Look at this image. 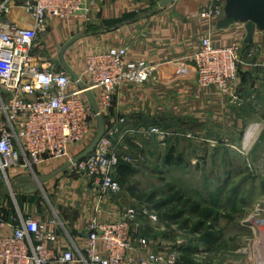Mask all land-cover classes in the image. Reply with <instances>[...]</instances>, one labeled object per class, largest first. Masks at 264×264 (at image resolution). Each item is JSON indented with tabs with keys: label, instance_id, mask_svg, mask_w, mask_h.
<instances>
[{
	"label": "crops",
	"instance_id": "crops-1",
	"mask_svg": "<svg viewBox=\"0 0 264 264\" xmlns=\"http://www.w3.org/2000/svg\"><path fill=\"white\" fill-rule=\"evenodd\" d=\"M160 1L97 0L89 21L52 19L46 24L56 37H80L69 49L83 55L84 65L72 67L65 56L67 64L78 75L85 72L89 55L118 46L128 49L129 60L146 61L154 67L155 79L124 86L114 107L104 114L116 151L137 160L131 163L135 175L143 165L156 170L152 164L158 171L162 167L168 171L190 167L207 175V169L211 168L210 173L216 174L213 166L218 160L222 164L232 155L263 154L257 145L264 139V69L260 66L264 62V39L258 35L264 34V26H255L251 45L242 52L243 68L234 91L235 101L213 88L201 87L191 66L193 55L208 30L206 21L200 17L208 0H173L166 8L160 6ZM230 15H226L228 21L222 18L213 22L215 41L218 45L238 42L242 51L248 37L247 24ZM10 17L21 26L35 24L23 9H14ZM249 60L259 67L253 69L252 64H245ZM96 127L98 130V123ZM151 127H166L172 136L161 140L156 135L139 133ZM85 148L86 143L73 146L72 156ZM197 161H201L199 166ZM64 163L48 160L33 171L38 177L48 176ZM117 170L114 178L125 188L124 202L122 196L118 197L120 192L102 196L94 178L66 170L39 188L41 192L46 191L45 196L50 200L45 208L41 198L33 200L38 190L27 193L19 186L21 177L34 179L32 170L13 168L9 172L11 188L0 183V213L10 214L14 202L25 214L44 220L59 217L62 230L58 248L78 253L87 246L93 217L111 223L122 212L136 208L128 206L135 197L127 188L132 180L121 183ZM137 192L136 187L134 193ZM143 208L148 212L147 207ZM150 213L158 216L155 210ZM137 227H132L133 233Z\"/></svg>",
	"mask_w": 264,
	"mask_h": 264
},
{
	"label": "built area",
	"instance_id": "built-area-1",
	"mask_svg": "<svg viewBox=\"0 0 264 264\" xmlns=\"http://www.w3.org/2000/svg\"><path fill=\"white\" fill-rule=\"evenodd\" d=\"M224 2L208 0L200 12L208 30L191 66L201 87L213 88L236 101L242 45H218L213 28ZM96 5L97 0H0V183L9 188L11 169H32L48 160L71 162L72 147L94 139L98 115L88 92L105 114L114 107L124 86L156 78L153 66L129 60L128 49L122 46L89 55L85 72L76 73L77 77L63 67L38 64L33 57L34 47L47 22L89 21ZM17 8L28 13L35 24L21 26L12 20L10 15ZM139 133L156 135L161 140L170 135L160 127ZM133 161L116 151L107 131L94 153L68 170L94 178L100 195L114 196L122 189L114 178L117 167ZM147 213L130 208L111 223L93 217L87 246L78 253L58 248L62 230L59 217L44 220L20 209L7 216L0 213V264H185L179 248L154 251L147 236L139 230L132 232L138 218ZM193 262L186 264L197 263Z\"/></svg>",
	"mask_w": 264,
	"mask_h": 264
},
{
	"label": "rangeland",
	"instance_id": "rangeland-1",
	"mask_svg": "<svg viewBox=\"0 0 264 264\" xmlns=\"http://www.w3.org/2000/svg\"><path fill=\"white\" fill-rule=\"evenodd\" d=\"M49 27L47 26L39 36L33 57L41 66L59 69L62 67L60 52L71 39H62L52 35ZM258 35L259 38L264 39V34L259 33ZM65 56L72 67L77 68L84 65L83 55L81 56L78 52L73 53L72 49H69ZM245 64H252L253 69L257 66L251 60L246 61ZM260 66L264 69V62ZM242 68L243 60L239 63V74ZM161 128L167 130L166 127ZM167 131L170 132V130ZM171 134L172 132L166 139L170 138ZM260 141L261 145L258 143L257 146L261 147L263 154L250 157L249 154L243 155V153H241L243 156L232 155L227 162L223 160L222 164H220L221 160H218L213 166L216 168L214 172L217 170L216 174L210 173L211 168L207 169L209 172L206 175L190 167L173 171L162 167L158 171L155 164H152L156 169L153 171L143 165L132 178L131 185H135L138 192L128 206L136 207L140 211L144 210L143 207H147V218L143 217L144 215L140 216L137 228L149 238L151 249L159 251L183 248L187 253H192L193 263L199 260L196 264H264V253L258 248L262 246L263 227L260 225H264V139ZM134 161L137 160L134 159ZM200 162L197 161L196 164L198 163L199 166ZM40 166H33L32 169L40 168ZM168 185L180 188L185 195L213 209L218 214L212 230L215 237L214 243L205 242L201 239V235L195 232L194 229L199 220L196 216L186 214L172 220L169 217L174 213L171 211L172 206L156 209V204L167 199ZM124 189L123 187L118 197L123 194L126 196ZM45 192V190L41 192L38 189V195L33 200L37 197L41 198L46 208L50 200L45 196ZM138 195H142L141 200ZM123 196L121 199L124 202ZM151 196L153 199L150 201L148 199ZM16 207L17 204L13 202L11 211H15ZM153 210L158 214L157 220L149 217L155 216L150 213ZM186 219H189L187 224L184 223Z\"/></svg>",
	"mask_w": 264,
	"mask_h": 264
},
{
	"label": "water",
	"instance_id": "water-1",
	"mask_svg": "<svg viewBox=\"0 0 264 264\" xmlns=\"http://www.w3.org/2000/svg\"><path fill=\"white\" fill-rule=\"evenodd\" d=\"M173 0H161L160 6L162 8L168 7ZM230 13L234 14L236 20H239L243 23L247 24L248 27V37L244 41L243 49L241 51H244L247 47H250L251 41H252V33L254 32L255 26L260 25L264 26V0H225L224 7L222 10V14L217 19L225 18V20H230L226 18V15ZM230 18V17H229ZM234 19L231 17V20ZM221 23H224V20H222ZM228 23V22H227ZM80 39L79 36L74 37L71 39L61 50L60 52V60L62 63L63 68L67 70L72 76L77 77L74 70L67 64L65 60V53L66 51L76 42ZM88 99L93 107L94 112L98 115V130L97 134L94 137V139L91 141V143L83 150L80 154L75 156L71 162L66 163L64 166H62L60 169L55 171L53 174L43 177H38L34 171H32V179L31 177H21L19 180V186L24 188V190L27 193H34L39 188H41L42 184L51 180L53 177L57 176L58 174L65 172L68 170L72 164L79 163L86 159L88 156L94 153L96 150L97 145L101 141V139L106 135L107 129H106V122L104 114L100 112V108L91 92L87 93ZM35 181L33 183L32 181ZM6 195L3 194L1 197L4 198ZM264 226V225H263ZM264 228V227H263ZM262 235V246H258L259 250L264 253V233ZM262 253V254H263ZM264 262V258H263Z\"/></svg>",
	"mask_w": 264,
	"mask_h": 264
},
{
	"label": "trees",
	"instance_id": "trees-1",
	"mask_svg": "<svg viewBox=\"0 0 264 264\" xmlns=\"http://www.w3.org/2000/svg\"><path fill=\"white\" fill-rule=\"evenodd\" d=\"M117 169L118 179L123 184L129 183L135 175V170L132 168L131 163H121ZM127 188L132 191L133 195H137V193H134V189L136 188L135 185H130ZM167 190V199L156 204V209L160 210L163 207L172 206L171 211H174V213L169 216L172 220L180 218L186 214L196 216L199 220L194 229L195 232L201 235V239H203L205 242H209L210 244L214 243L215 237L212 234V230L215 227L214 221L216 220V216H218V214H216L213 209L204 206L191 197L185 195L180 188H177L173 185H168ZM138 197L141 199L142 195H138ZM152 199L153 196L149 197L148 200L151 201ZM188 222L189 219L184 221L186 224ZM181 251L183 252V260L185 263L193 261L191 256L192 253H187V251L183 248H181ZM187 255L188 258H186Z\"/></svg>",
	"mask_w": 264,
	"mask_h": 264
},
{
	"label": "bare ground",
	"instance_id": "bare-ground-1",
	"mask_svg": "<svg viewBox=\"0 0 264 264\" xmlns=\"http://www.w3.org/2000/svg\"><path fill=\"white\" fill-rule=\"evenodd\" d=\"M260 226H261V227H264L263 225H260ZM262 233H264V228H263V230L261 231V234H262Z\"/></svg>",
	"mask_w": 264,
	"mask_h": 264
}]
</instances>
